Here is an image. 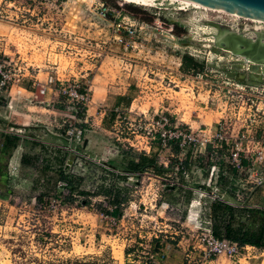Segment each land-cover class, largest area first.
<instances>
[{
    "label": "rangeland",
    "instance_id": "rangeland-1",
    "mask_svg": "<svg viewBox=\"0 0 264 264\" xmlns=\"http://www.w3.org/2000/svg\"><path fill=\"white\" fill-rule=\"evenodd\" d=\"M99 5L110 14L107 22L89 13H96ZM181 7L170 0L151 5L122 0H0V63L9 62L25 75L37 74L39 82L32 86L23 79L12 86L13 102L5 98L8 89L2 93L0 131H17L28 142L43 145L20 142L7 161L6 177L0 179V264H143L145 253L155 252V244L164 253L161 264H198L194 255V263H187L185 254L197 228L206 226V198L199 199L197 193L213 187L210 167L217 161L208 158L207 148L194 151L186 138L182 145L178 140L177 153L167 140L217 123L226 138L246 126L264 130V82L248 80L251 62L218 47L211 35L197 28L211 29L217 22L235 34L237 27L243 28L247 32L240 35L255 38L253 30L264 24ZM125 19L147 28L129 36L121 27ZM101 41L107 42L101 48L106 54L94 64L74 55L83 50L81 45L95 48ZM183 56L196 67L184 69ZM46 63L55 64L57 75L66 69L65 75L77 80L76 72L91 68L86 79L89 102L81 117H72L73 108L59 94L55 101L44 102L40 91L50 67ZM122 92L130 100L127 104L98 102L105 97L114 100ZM19 124L24 129H15ZM73 127L81 134L69 138L66 131ZM158 133L164 136L158 138ZM24 152L28 159L21 166L19 156ZM187 152L188 166L180 181L176 167ZM139 154L163 166L170 164L173 171L117 180L100 169L109 160L125 161ZM59 167L87 196L68 195L62 189ZM109 185L117 187L124 199L118 218L105 213L112 206L98 193L100 186ZM187 190L191 197L186 202ZM261 191L252 200L264 206ZM212 264H264V250L246 246L233 262L219 257Z\"/></svg>",
    "mask_w": 264,
    "mask_h": 264
},
{
    "label": "built area",
    "instance_id": "built-area-1",
    "mask_svg": "<svg viewBox=\"0 0 264 264\" xmlns=\"http://www.w3.org/2000/svg\"><path fill=\"white\" fill-rule=\"evenodd\" d=\"M96 10V13H89L99 17L102 22H107L105 18L108 15V10L102 5L97 6ZM121 27H125L127 34L131 36L135 32L145 30L147 25L125 19L121 22ZM170 28H172V25H170ZM106 41L99 42L101 46L95 44V48L81 45L80 48L83 50L78 49L74 55L80 59L82 56L83 59L89 60L91 64H94L102 54H106L105 49H101L108 42ZM81 63L83 62L81 61ZM46 64L50 67H47L49 69L45 72L43 89L56 91L63 102L73 108L72 117H77L76 113H83L89 102V87L86 86V79L92 71L91 68L76 72L75 75L79 74L80 79L77 80L74 75L70 78L67 77L65 75L66 69L62 70L59 76L56 74L57 67H54V63H51V65L49 63ZM8 67H11L9 62L3 61L0 63V96L23 79L29 81L32 86L39 83L34 75H28V72L25 75L19 68ZM40 92L43 93V90ZM160 120L165 122L164 117H160ZM244 129V131L238 132L235 136L226 138L221 132V125L217 123L214 127L203 125L202 128L196 129V132L187 130L186 135L184 133L181 135L180 133L175 138L170 139H181L182 145L186 138L188 146L194 151L200 153L207 148L206 154L208 158L217 161L212 163L210 167L213 172V187L209 191L202 190V192H198L199 199L206 198L207 204L220 201L237 209H257L264 212V206L252 200L253 194L258 189H262L261 193L264 195V130H259V132L251 131L247 130V126ZM12 133L18 132L14 131ZM79 134H81V129H76L75 127L68 128L66 131V135L69 138L79 136ZM156 136L160 138L164 134L158 133ZM129 147L133 146L129 144ZM219 176L225 179L226 182L222 192L219 191V184H217ZM225 190H228L231 194V199L227 201ZM205 223L206 226L197 228L194 237L191 235L193 240L188 244L189 252L185 254L187 263H194L192 255L197 258L198 264H212L219 257H223L228 262H233L238 256L239 250L246 246L239 247L236 243L227 239L214 237L210 229L209 219ZM159 233L160 231L153 233L152 238L157 239ZM173 234L176 235L175 233ZM191 239L189 238V240ZM145 254L147 255V260L143 264H161L160 262L164 257L161 248H158L153 254Z\"/></svg>",
    "mask_w": 264,
    "mask_h": 264
},
{
    "label": "trees",
    "instance_id": "trees-1",
    "mask_svg": "<svg viewBox=\"0 0 264 264\" xmlns=\"http://www.w3.org/2000/svg\"><path fill=\"white\" fill-rule=\"evenodd\" d=\"M108 15L110 16V14ZM182 62V67L186 70L194 69L196 67L192 60L185 56L182 57ZM81 114L82 112H78L76 113V116L81 117ZM20 142H27L33 146H39L40 148L43 147L42 144L31 141L28 142L26 139L17 136V134L0 131V179L2 177H6L7 161L10 158L12 151L16 149L17 146H19ZM167 142L170 144L173 143V150L177 153L178 140L169 139ZM27 155L28 154L24 152L20 156L19 163L21 166H24L27 163ZM188 157L189 153L187 152L184 160L179 163V169L176 170L180 181L183 180V167L188 166ZM103 165L104 166H101L100 169L106 174L114 176L117 180H125L127 177L137 179L139 174L145 172H150L154 176L159 177L173 171L170 164L163 166L162 164H158L155 158L145 154H139L134 158L125 161L109 160ZM56 174L57 181L61 183L62 189L66 190L68 195L77 193L81 196H87V192L78 190L77 184L74 183V179H72L69 174L64 173L60 167L58 170H56ZM219 180H222L221 185ZM218 184L220 186L219 191H224L226 184L225 179L219 176ZM175 188V186H171V188L168 186L165 187L166 190ZM202 190L207 191V188L203 187ZM98 193L103 197H106V202L112 206L110 212L105 211V213L115 218L120 217L121 212L119 207L124 199L120 197L119 189L111 185L103 188L100 186ZM183 194L184 200L187 202L191 197V192L187 190ZM230 197L231 194L227 190L226 201L231 199ZM82 203L85 205L87 201L83 200ZM207 211L210 229L214 237L227 239L236 243L239 247L251 246L264 250L263 211L257 209H237L227 203L220 201H214L207 204ZM154 247V251L159 248L156 244Z\"/></svg>",
    "mask_w": 264,
    "mask_h": 264
},
{
    "label": "water",
    "instance_id": "water-1",
    "mask_svg": "<svg viewBox=\"0 0 264 264\" xmlns=\"http://www.w3.org/2000/svg\"><path fill=\"white\" fill-rule=\"evenodd\" d=\"M194 4L215 8L221 11H230L241 16L264 21V0H187ZM239 43V47H233L234 41ZM224 50L233 55L248 56L253 61L256 68H264V35L256 37L253 42L243 36L230 34L225 38ZM250 67L247 69V78L250 81L264 82V71L255 70L257 78H251Z\"/></svg>",
    "mask_w": 264,
    "mask_h": 264
},
{
    "label": "bare ground",
    "instance_id": "bare-ground-1",
    "mask_svg": "<svg viewBox=\"0 0 264 264\" xmlns=\"http://www.w3.org/2000/svg\"><path fill=\"white\" fill-rule=\"evenodd\" d=\"M124 2H127V3H135V4H143V5H151L153 4L156 0H122ZM170 1H178L183 7H181L182 9L186 8L187 6H192V7H195V8H198V9H202L204 11H216V12H220V13H227V14H232L236 17H239V18H247V19H251L253 22L254 21H258V22H262L264 24V21L263 20H258V19H253V18H250V17H246V16H241L239 14H236V13H233V12H230V11H221V10H218V9H215V8H210V7H204V6H200V5H197V4H194L192 2H189L187 0H170ZM198 24V23H197ZM227 25V24H226ZM220 25L216 23H211V29H208L206 28L205 26L204 27H198L197 30L198 31H203V33H207L206 35H211L213 37V42L220 48L224 49V46H225V38L230 35V34H233V35H237V36H242L240 34H235V33H232L230 32L227 28V27H222ZM240 29V28H239ZM244 30V29H243ZM264 35V32H257L255 34V38L256 37H261ZM244 37V36H243ZM245 38V37H244ZM255 38H248L251 40V42H253V40ZM234 43H233V47H239V43L235 40H233ZM211 42V41H210ZM227 51V50H226ZM241 56V55H240ZM247 61L251 62L248 66H247V69L248 67H250V76L251 78H257V74L254 72L255 70H258L257 72L259 71H264V68H256L255 65H253V61L250 59V57L248 56H243ZM238 63H240V68L242 67L241 65V61H237Z\"/></svg>",
    "mask_w": 264,
    "mask_h": 264
},
{
    "label": "crops",
    "instance_id": "crops-1",
    "mask_svg": "<svg viewBox=\"0 0 264 264\" xmlns=\"http://www.w3.org/2000/svg\"><path fill=\"white\" fill-rule=\"evenodd\" d=\"M45 75H46V73L43 74L44 78H45ZM34 76H35V78H37V74L34 75ZM23 90L28 95L29 94H34L32 92L26 91L25 89H23ZM11 91H12V87L10 89H8L7 93L5 94V98L7 99L8 102H13V100L15 99L14 96L12 95ZM45 91H46V93H45ZM42 94H44V98H45L44 102L45 101H55L57 99V95H58L56 91L49 90V89L48 90L44 89ZM25 97H27V96H25ZM107 101L108 102H114L113 103L114 106H118V105H121L123 103L127 104L128 102H130V100H129L127 94H125V92H122V93L118 94L114 98V100L113 99L112 100L111 99H107V97L98 99V102H107ZM14 127H15V129H19V130L24 129L23 128L24 127L23 124L14 125ZM19 158H20V156H19Z\"/></svg>",
    "mask_w": 264,
    "mask_h": 264
},
{
    "label": "flooded vegetation",
    "instance_id": "flooded-vegetation-1",
    "mask_svg": "<svg viewBox=\"0 0 264 264\" xmlns=\"http://www.w3.org/2000/svg\"><path fill=\"white\" fill-rule=\"evenodd\" d=\"M228 15L232 16V18H233L232 20H233V21H237L236 19H240L239 17L233 16V15H231V14H228ZM243 19H244V20H249V21H251V19H247V18H243ZM251 22H252V21H251ZM254 22L263 25L262 22H258V21H254ZM227 25H230V26H231L230 29L233 30V29H232V24H231V22H228ZM239 28H240V27H237V33L242 34V33L247 32L245 29L243 30V28H240V29H239ZM258 29H260V30H264V28H260V27L255 28V29L253 30L255 34L257 33V30H258Z\"/></svg>",
    "mask_w": 264,
    "mask_h": 264
}]
</instances>
